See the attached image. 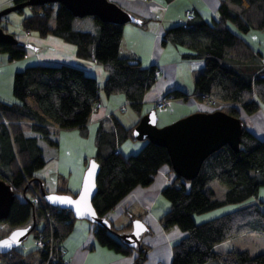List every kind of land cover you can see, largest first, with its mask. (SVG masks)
Wrapping results in <instances>:
<instances>
[{
  "label": "trees",
  "instance_id": "16d2710c",
  "mask_svg": "<svg viewBox=\"0 0 264 264\" xmlns=\"http://www.w3.org/2000/svg\"><path fill=\"white\" fill-rule=\"evenodd\" d=\"M23 1L26 0H13V4ZM29 9V15L20 22L24 31L58 37L73 44L78 57L94 58L107 72L103 93L123 95L131 110L142 116V100L156 81V66L144 67L135 58L119 56L123 25L103 23L91 15L79 18L55 3ZM263 30L264 0H220L216 16L210 21L195 15L194 10L193 18L185 25L167 28L161 43L184 47L182 59L203 61L204 66L194 80L195 96L200 100L202 94L209 95L224 104L218 110L240 118L241 109L250 115L259 110V103H264V68L254 73L238 66L254 56L240 34ZM0 52L7 53L9 60H17L25 56L26 49L21 42L0 43ZM12 93L16 102L0 101V179L8 182L15 193L3 222L12 229L34 224L33 239L40 238L43 246L33 245L30 249L19 246L0 255V264H66L62 258L54 260V257L77 219L71 211L46 203L40 193L44 180L36 172L44 167L47 156L57 146L54 129L86 130L93 106L99 100L98 85L94 77L79 67L37 64L15 72ZM166 95L188 98L178 89ZM111 119L114 128L105 122L98 124L93 157L99 171L92 206L99 218L106 219L108 212L133 188L150 185L160 167L168 165L173 173L168 152L161 145L145 141L137 153L122 155L118 146L128 137L135 140L133 127L126 130L114 116ZM23 122L29 123L28 130L23 128ZM213 181L226 186L222 196L217 197L210 187ZM261 185H264V141L244 122L237 152L224 145L204 159L194 179L186 181L174 175L162 188L169 208L159 218L161 226L164 230L178 226L186 232L172 245L170 264H204L212 259L219 264H264V252L252 255L234 248L225 252L214 250L217 244L245 233H264V201L255 200ZM56 192L76 194L66 188ZM34 194L41 202H32ZM228 203L239 207L204 222L194 221V214ZM110 223V229L92 224L96 242L124 255L133 254L132 264H144L150 247L141 240L137 246L128 245L118 233L124 234L130 225L116 228ZM147 232L151 233L148 228L143 233ZM50 251L52 258L48 259Z\"/></svg>",
  "mask_w": 264,
  "mask_h": 264
},
{
  "label": "crops",
  "instance_id": "0c3cea01",
  "mask_svg": "<svg viewBox=\"0 0 264 264\" xmlns=\"http://www.w3.org/2000/svg\"><path fill=\"white\" fill-rule=\"evenodd\" d=\"M111 1L116 2L123 9L146 22L145 25L133 23L123 25L118 51L121 58H135L140 61L142 66L148 67L155 65L156 70L159 71L155 83L144 93L142 100L143 114L152 108L158 110L155 107L156 101L173 89L183 91L188 95V98H169L165 108L160 110H168L166 117L164 119L161 118L162 124H168L196 111H208L206 102L199 100L194 93V80L204 66L203 61L182 59L181 54L186 51L184 47L175 46L170 43L162 45L161 42L164 31L171 26L179 24L187 8H193L195 15L210 21L212 17L216 16L220 0H171L168 2L165 0ZM12 4L13 0H0V10ZM7 18L6 16L1 21L3 27H5L6 23L4 20ZM23 32L30 34V32L28 33L24 30ZM256 33L258 32L252 31L246 34H240L253 49L255 57L253 56L251 60L244 62L242 65L238 64L242 69L252 70L254 73L264 68V42L257 40V43L254 45L251 41L252 38L256 39ZM35 34L36 36H33L30 40L23 39L22 35L17 38L25 46L26 52L24 57L12 61L9 60L7 53L0 52V72L5 70L7 75L12 77L15 72L22 70L28 64L52 66L66 64L79 67L87 75L94 77L98 85V102L100 103V108L91 113L86 129L92 128L96 131L100 122H105L111 128H114L115 124L111 116H114L117 122L126 130L137 124L141 116L131 110L123 95L115 94L106 96L103 93L102 85L107 78V72L94 58L83 59L78 57L76 47L58 37ZM12 82L11 79V84ZM1 92L4 91L0 89L1 102L14 103L17 101L12 96L13 94L4 96ZM191 97L198 99L199 102L197 104L199 103V105L187 106L186 103L189 102L188 99L191 100ZM128 108L130 110H127ZM240 115L246 127L256 137L264 141V103H259V110L257 112L247 115L241 109ZM22 125L24 129L28 130L29 123L23 122ZM58 139L60 146L61 139ZM129 145L125 149L119 145V152L126 156L128 153L136 152L141 144L134 143ZM56 159L57 157H54L52 154L47 161L52 163ZM47 161L44 166L47 165ZM52 170L53 173L50 179L53 185L51 181H48L46 174H37L44 180V185L48 182L51 183L53 188L50 189L45 186L48 192H56L62 188H66L70 192H77L79 186H81L83 175L71 181L70 174L65 175L57 165ZM174 175L168 165H163L155 174L150 185L133 188L106 216L116 228L130 225V229L123 233L131 232L133 220L138 218L151 231L150 234L148 232L143 233L140 240L150 248L152 247L153 249L151 251L158 250L151 252V254L148 253V260L144 264H170L172 245L186 234V232L176 226H173L169 230H164L159 221L160 216L169 208V202L162 196L161 190L173 180ZM262 209L264 210V206H262ZM200 218L203 219L205 216ZM84 223L82 220L79 222L75 221L71 233L62 242V246L65 249L63 258L68 264H132L134 260L133 254L124 255L99 245L92 233L93 226ZM251 234L245 233L229 239L226 242L217 244L214 250L216 252H225L230 248H234L251 252L249 246L242 247L243 249L234 246V241L237 238L245 239L247 235ZM213 260H209L204 264H214L212 262Z\"/></svg>",
  "mask_w": 264,
  "mask_h": 264
},
{
  "label": "water",
  "instance_id": "95a60500",
  "mask_svg": "<svg viewBox=\"0 0 264 264\" xmlns=\"http://www.w3.org/2000/svg\"><path fill=\"white\" fill-rule=\"evenodd\" d=\"M50 3L65 6L79 18L91 15L103 23L144 25L142 19L111 0H26L0 10V43L19 42L1 25V21L9 13L25 7ZM243 127L244 120L241 117L236 118L218 109L196 111L160 127L157 125L156 111L152 108L140 117L132 129V136L135 140L149 141L165 147L173 173L190 181L198 174L204 159L220 147L228 145L235 152L239 150ZM98 171L99 164L92 158L84 172L80 190L75 195L48 192L41 181V197L51 206L71 211L77 220H87L92 224L110 229V221L106 218H99L92 206V199L97 192ZM14 200L15 193L12 186L0 179V222L7 219ZM33 225L11 229L6 237L0 239V255L19 247L32 232ZM146 229L147 226L141 220L135 219L132 231L124 234L118 233V236L128 245L137 246Z\"/></svg>",
  "mask_w": 264,
  "mask_h": 264
},
{
  "label": "rangeland",
  "instance_id": "374dc122",
  "mask_svg": "<svg viewBox=\"0 0 264 264\" xmlns=\"http://www.w3.org/2000/svg\"><path fill=\"white\" fill-rule=\"evenodd\" d=\"M29 13H30L29 7L23 8L22 13L17 12V11L9 13L7 15L8 18L6 20H4V21H6L5 31L8 33H13V35L15 36L16 39L18 37H20V35H22L23 39H27V40H30L33 36H36V34L32 33V32H30V34H26L25 32H23L22 28L20 27L21 18L24 16H27ZM53 23L54 22L52 19L50 21V25L53 26ZM232 29L234 30V28H232ZM250 32H252V31H250ZM257 32L258 33H256V35H255L256 39H253V38L251 39V37H253L252 35L250 37V39H251L252 43H254V45L257 43V40L264 42V30L263 31H257ZM252 34H255V33H252ZM30 65H37V64H28V66H30ZM11 79L13 81V76L12 77L8 76L7 72L5 70L0 72V89L2 91H4V92H1L4 96H6V95L10 96V94H13L12 93ZM12 96H14V95H12ZM188 100H189V102L186 103L187 106L199 105V103L197 104V102H199V100L196 98L191 97V100L190 99H188ZM127 110H130V109L128 108ZM155 111H156V116H157V125L160 127L167 125V124H162L161 118L164 119L166 117L168 110L167 111L155 110ZM169 123H171V122H169ZM53 135L58 141V145L56 146V148L54 149V152H53L54 157H57V159H56V161L54 160V162H52V163H49L47 161V165L44 166L41 170L39 169L36 172V174H39V173L46 174V176H48V178H47L48 181H51V183H52V180L50 179V177L53 173L52 168L57 165L60 168V170L63 171V173L65 175L70 174L71 181H74L76 178L80 177V175H84V172H85L86 168L88 167L91 158L94 156V154L96 153V150H97L96 149V138H95L96 132L94 131V129H92V128H89L86 130L78 129V128L54 129ZM58 138L61 139L60 146H59V139ZM134 143H137L139 145L141 144V145L137 149L136 152L128 153V154H126V156L137 153L143 147V145L145 144V141H136V140H133L130 137H128L127 139H125L121 142L120 146H122L124 149L127 148L128 146H130L129 144H134ZM47 155H48V153L45 154V157ZM50 156L49 157L47 156L46 160H48V158H50ZM82 170H83V174H82ZM82 179H83V176H82ZM51 183L48 182L45 184V186L47 188L51 189V188H53L51 186ZM81 183H82V180H81ZM52 185H53V183H52ZM80 187L81 186H79L77 192L80 190ZM210 187L215 191L217 197L222 196L227 189L224 184H222L218 181L211 182ZM77 192L71 191V193H77ZM252 199L254 200V198H252ZM255 200H256V202L264 201V185H261L259 187V190H258V193H257ZM238 206H239V204H232V203L224 204L220 207H216V208L209 210V211H206V212L196 213L193 215V218H195L194 221L196 223L204 222L208 219L215 218V217H217L223 213L232 211V210L236 209ZM204 216H205V218H203V219L200 218V217H204ZM76 221L79 222L81 220H76ZM82 222L83 223L85 222L84 224L92 225V223L87 221V220H82ZM41 225L42 224H40L39 227H41ZM176 227H178V226H176ZM11 229H12V227L9 224L1 221L0 222V239L6 237L8 235V233L11 231ZM244 240H246V241H244ZM33 245H34V239H33L32 233H31L22 242V244L20 245V248L30 249L33 247ZM234 246L239 248V249H243L242 247H248L249 246V249L251 251L250 254H252V255L262 253V252H264V233H252L251 235H247L245 237V239L237 238L234 241ZM152 249L153 248L151 247L150 251H149L150 254H151V252L158 250V249H155V250L151 251ZM148 257H149V254H148ZM212 262L214 264H216V263L219 264L218 260H216V259H214Z\"/></svg>",
  "mask_w": 264,
  "mask_h": 264
},
{
  "label": "built area",
  "instance_id": "2783aa9c",
  "mask_svg": "<svg viewBox=\"0 0 264 264\" xmlns=\"http://www.w3.org/2000/svg\"><path fill=\"white\" fill-rule=\"evenodd\" d=\"M193 13H194V10L190 7V8H187L184 12V15H183V19L179 22V24H183L185 25L187 21L191 20L193 18ZM155 75L156 77L159 75V71L158 70H155ZM169 98H171L170 96H162L160 97L156 103H155V107L156 109L158 110H162L165 108V106L167 105L168 101H169ZM200 100L202 102H206V106L208 107V111H214V110H217L219 109L221 106H224L223 103L219 102L218 100H216L215 98L209 96V95H206V94H202L200 96ZM100 108V103L99 102H96L93 106V110H97ZM2 122L7 125L8 122L2 118ZM31 200L33 203H38V202H41L40 201V197L37 195V194H34L32 197H31ZM34 245L38 248H42L43 246V243L42 241L40 240V238H37V239H34ZM65 254V249L64 247H61L60 250H59V253L58 255H56V257H54V260H57L58 257L62 258L63 262L68 264L66 262V260H64L63 256ZM52 258V254H51V251L49 253V257L48 259Z\"/></svg>",
  "mask_w": 264,
  "mask_h": 264
},
{
  "label": "snow or ice",
  "instance_id": "6c2138e0",
  "mask_svg": "<svg viewBox=\"0 0 264 264\" xmlns=\"http://www.w3.org/2000/svg\"><path fill=\"white\" fill-rule=\"evenodd\" d=\"M5 243L7 244L8 242L6 241Z\"/></svg>",
  "mask_w": 264,
  "mask_h": 264
}]
</instances>
